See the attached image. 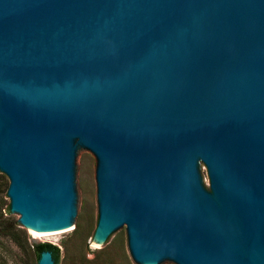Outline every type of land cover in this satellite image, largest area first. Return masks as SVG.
Returning <instances> with one entry per match:
<instances>
[{"label": "water", "instance_id": "obj_1", "mask_svg": "<svg viewBox=\"0 0 264 264\" xmlns=\"http://www.w3.org/2000/svg\"><path fill=\"white\" fill-rule=\"evenodd\" d=\"M83 156L97 240L126 228L138 264H264V0H0V171L24 227L78 230Z\"/></svg>", "mask_w": 264, "mask_h": 264}, {"label": "rangeland", "instance_id": "obj_2", "mask_svg": "<svg viewBox=\"0 0 264 264\" xmlns=\"http://www.w3.org/2000/svg\"><path fill=\"white\" fill-rule=\"evenodd\" d=\"M95 156H83L81 159L80 187L85 193L80 197L85 209L78 230H67L59 234L34 237L29 229L19 222L20 215L9 211L7 215L15 224L25 231L29 243L50 242L56 244L60 250L58 264H138L132 258L126 228L115 229L100 245H94L95 230L98 220V199L96 184ZM205 173L209 185L207 170ZM9 178L0 171V205L5 210L9 206L10 198L7 195ZM31 247L19 248L8 236L0 234V264H37Z\"/></svg>", "mask_w": 264, "mask_h": 264}, {"label": "trees", "instance_id": "obj_3", "mask_svg": "<svg viewBox=\"0 0 264 264\" xmlns=\"http://www.w3.org/2000/svg\"><path fill=\"white\" fill-rule=\"evenodd\" d=\"M3 209L0 205V234L11 238L21 249H25L26 246L31 247L36 258H39L42 251H50L55 264H58L60 257L59 247L50 242L29 243L25 231L19 228L14 221L11 224V219L5 215L10 211L9 206H6L4 211Z\"/></svg>", "mask_w": 264, "mask_h": 264}, {"label": "bare ground", "instance_id": "obj_4", "mask_svg": "<svg viewBox=\"0 0 264 264\" xmlns=\"http://www.w3.org/2000/svg\"><path fill=\"white\" fill-rule=\"evenodd\" d=\"M26 227L29 229V231L31 232V234L34 236V237H42V236H51L53 234H59L63 231H67V230H38L36 229L33 225H26ZM95 243L94 245H100L101 243V240H95Z\"/></svg>", "mask_w": 264, "mask_h": 264}]
</instances>
